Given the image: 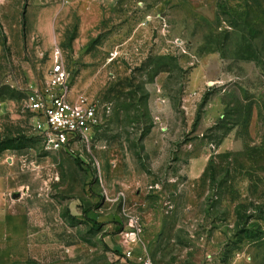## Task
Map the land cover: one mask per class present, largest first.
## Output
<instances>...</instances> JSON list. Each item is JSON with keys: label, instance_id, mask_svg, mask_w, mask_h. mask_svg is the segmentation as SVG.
<instances>
[{"label": "rangeland", "instance_id": "1", "mask_svg": "<svg viewBox=\"0 0 264 264\" xmlns=\"http://www.w3.org/2000/svg\"><path fill=\"white\" fill-rule=\"evenodd\" d=\"M0 264H264V0H0Z\"/></svg>", "mask_w": 264, "mask_h": 264}, {"label": "built area", "instance_id": "2", "mask_svg": "<svg viewBox=\"0 0 264 264\" xmlns=\"http://www.w3.org/2000/svg\"><path fill=\"white\" fill-rule=\"evenodd\" d=\"M69 80L70 75L58 50L50 70V90L36 92L28 99L29 109L43 117L49 145L55 149L84 141L99 124L97 107L84 98L75 101Z\"/></svg>", "mask_w": 264, "mask_h": 264}]
</instances>
